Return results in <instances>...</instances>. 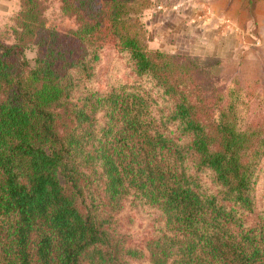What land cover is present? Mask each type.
<instances>
[{
	"label": "trees",
	"instance_id": "obj_1",
	"mask_svg": "<svg viewBox=\"0 0 264 264\" xmlns=\"http://www.w3.org/2000/svg\"><path fill=\"white\" fill-rule=\"evenodd\" d=\"M59 1L0 22V264H264V86L148 49L151 0Z\"/></svg>",
	"mask_w": 264,
	"mask_h": 264
},
{
	"label": "rangeland",
	"instance_id": "obj_2",
	"mask_svg": "<svg viewBox=\"0 0 264 264\" xmlns=\"http://www.w3.org/2000/svg\"><path fill=\"white\" fill-rule=\"evenodd\" d=\"M44 2L49 24L56 25L61 30L76 26L72 17L60 15L59 0H44ZM180 6L179 3L172 4L170 0H151L150 5L134 15L148 49L171 54L183 53L197 60L203 72L212 73L226 84L235 80L242 83L249 82L257 88L264 86V46L261 44V39L252 36L253 21L248 22L251 23L250 33L244 44L237 43L235 46V43L231 42L224 44L223 49H219L214 44L203 45L199 40L200 28L204 27L205 23H211L210 18L214 17L210 8L199 3L195 10L182 11L179 9ZM222 22L224 25L229 24L228 20ZM204 52H209L210 55L207 57ZM28 56L32 57L33 53L28 52ZM101 57V62L97 66L100 78L95 84L98 91L106 90L115 74L124 81L130 80V71L120 64L117 48L112 43L107 42L104 45ZM263 189L264 178H261L257 190ZM147 218L146 211L136 213L132 227L134 240L140 241L147 232Z\"/></svg>",
	"mask_w": 264,
	"mask_h": 264
},
{
	"label": "crops",
	"instance_id": "obj_3",
	"mask_svg": "<svg viewBox=\"0 0 264 264\" xmlns=\"http://www.w3.org/2000/svg\"><path fill=\"white\" fill-rule=\"evenodd\" d=\"M172 4L179 3V9L186 11L195 10L197 5H206L214 13V17L210 18L211 23L201 27L202 44L207 43L217 45L219 49H223L226 43H245L249 35V20L253 21L251 29L252 36L255 35L261 39L264 46V0H257L251 6L249 0H170ZM177 1V2H176ZM20 0H0V22L5 21L19 8ZM250 13V16H248ZM252 18V19H250ZM228 20L229 24L224 25L222 21ZM210 25V26H206ZM213 31V32H211ZM254 33V34H253ZM224 53V52H223ZM205 56H209V52H204Z\"/></svg>",
	"mask_w": 264,
	"mask_h": 264
}]
</instances>
